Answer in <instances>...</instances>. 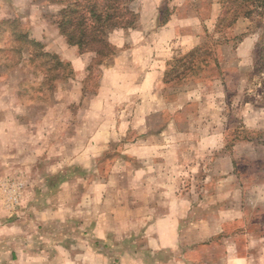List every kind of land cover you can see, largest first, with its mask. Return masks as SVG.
I'll use <instances>...</instances> for the list:
<instances>
[{
	"label": "rangeland",
	"instance_id": "obj_1",
	"mask_svg": "<svg viewBox=\"0 0 264 264\" xmlns=\"http://www.w3.org/2000/svg\"><path fill=\"white\" fill-rule=\"evenodd\" d=\"M158 2L134 0L133 27L108 32L114 50L101 59L60 34V4L0 0V264L219 257L203 246L220 236L196 251L179 230L210 204L212 161L245 137L244 103L264 108V0ZM32 6L51 7L40 14L63 55L32 38ZM250 35L254 51L242 56ZM248 136L263 156L264 134ZM261 159L234 160L238 178L264 173Z\"/></svg>",
	"mask_w": 264,
	"mask_h": 264
},
{
	"label": "crops",
	"instance_id": "obj_2",
	"mask_svg": "<svg viewBox=\"0 0 264 264\" xmlns=\"http://www.w3.org/2000/svg\"><path fill=\"white\" fill-rule=\"evenodd\" d=\"M158 1L160 0H150L151 10H155ZM30 8L36 12L35 16L29 19L32 38L45 45L47 51L63 55L67 51L64 41L56 30L53 32V29L50 31L54 35L51 38L46 29L48 24L42 17L44 13H48L46 10H51V7L42 9V6L40 8L32 6ZM53 44L62 46L55 51ZM254 45L255 37L247 36L239 44L237 52L242 56L246 54L251 57ZM71 49L74 53V49ZM73 59L67 58L66 60L72 61ZM241 110L239 117L241 127L238 134H245V137L233 143L229 152L222 150L218 155L220 159L212 161L209 166L210 174L216 176L214 179L216 181L204 182L203 190L210 188L211 193L204 191L206 195H201L202 199L210 200V204H204L198 200L200 203L196 205L194 216L187 220L179 230L184 245L195 248L196 251L200 248V242L220 236V246L211 245L212 243L211 246H203L204 250L205 248L217 250L219 257L200 262L193 261L186 256L183 260L181 259L180 264H264V224L262 221L264 219V179H262L264 173L257 169L249 174L247 181L244 182L238 178L239 175L233 165L236 159L260 162L261 158H264L261 150L263 146L258 140L248 136L254 133L264 134V108L253 107L245 102ZM220 174H226V176L218 179ZM196 198L198 199L197 196ZM179 199L181 205L186 203L184 211L179 214V219L182 221L187 218L186 215L188 216L187 210H190V203L188 194L181 195Z\"/></svg>",
	"mask_w": 264,
	"mask_h": 264
},
{
	"label": "trees",
	"instance_id": "obj_3",
	"mask_svg": "<svg viewBox=\"0 0 264 264\" xmlns=\"http://www.w3.org/2000/svg\"><path fill=\"white\" fill-rule=\"evenodd\" d=\"M133 1L47 0L62 6L56 23L68 44L101 59L109 58L114 50L107 42L106 34L133 27L136 18L131 7Z\"/></svg>",
	"mask_w": 264,
	"mask_h": 264
}]
</instances>
